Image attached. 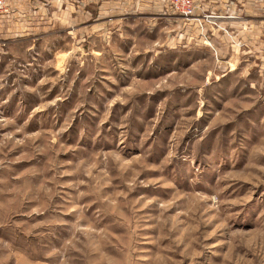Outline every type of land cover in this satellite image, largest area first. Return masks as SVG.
Returning <instances> with one entry per match:
<instances>
[{
  "label": "rangeland",
  "instance_id": "374dc122",
  "mask_svg": "<svg viewBox=\"0 0 264 264\" xmlns=\"http://www.w3.org/2000/svg\"><path fill=\"white\" fill-rule=\"evenodd\" d=\"M209 5L17 0L0 264H264V0Z\"/></svg>",
  "mask_w": 264,
  "mask_h": 264
},
{
  "label": "built area",
  "instance_id": "2783aa9c",
  "mask_svg": "<svg viewBox=\"0 0 264 264\" xmlns=\"http://www.w3.org/2000/svg\"><path fill=\"white\" fill-rule=\"evenodd\" d=\"M166 4L174 14L184 18H193L199 6L197 0H158ZM12 15V9L9 7L6 0H0V22L9 19Z\"/></svg>",
  "mask_w": 264,
  "mask_h": 264
},
{
  "label": "crops",
  "instance_id": "0c3cea01",
  "mask_svg": "<svg viewBox=\"0 0 264 264\" xmlns=\"http://www.w3.org/2000/svg\"><path fill=\"white\" fill-rule=\"evenodd\" d=\"M6 1H9L10 2V8L12 9V11H13V14H12V16H11V18L10 19H8V22L7 23H15V21L13 22V20L15 19L16 20V17L15 16H17V14H19V12H17V8H15V6H16V2H17V0H6ZM209 2V3H208ZM210 2H211V0H197V4H198V6H199V9L200 10H207L208 9V7L210 6L209 4H210ZM13 4V5H12ZM13 7H12V6ZM1 23V22H0Z\"/></svg>",
  "mask_w": 264,
  "mask_h": 264
}]
</instances>
